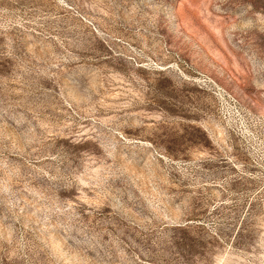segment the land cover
Returning a JSON list of instances; mask_svg holds the SVG:
<instances>
[{"label": "rangeland", "instance_id": "374dc122", "mask_svg": "<svg viewBox=\"0 0 264 264\" xmlns=\"http://www.w3.org/2000/svg\"><path fill=\"white\" fill-rule=\"evenodd\" d=\"M0 264H264V0H0Z\"/></svg>", "mask_w": 264, "mask_h": 264}]
</instances>
